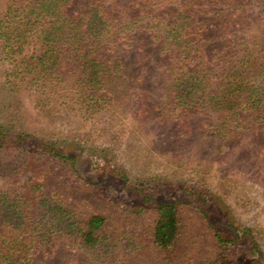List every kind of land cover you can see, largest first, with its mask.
<instances>
[{"label": "trees", "instance_id": "16d2710c", "mask_svg": "<svg viewBox=\"0 0 264 264\" xmlns=\"http://www.w3.org/2000/svg\"><path fill=\"white\" fill-rule=\"evenodd\" d=\"M244 4L245 0H5L0 40L8 54L20 56L21 64L15 67H22L23 81L49 87L46 96L55 94L50 87H78L87 90L93 111L101 105L98 87L106 93V87H171L169 105L161 110L177 119L175 129L204 135L214 133L213 125L223 136L221 142L231 141L264 126V23L261 18L254 25L247 23ZM33 40L40 43L39 52L21 57ZM77 94L75 102L82 105L83 93ZM9 135L0 129L1 139ZM28 139L21 134L13 143ZM46 143L27 142L18 150L27 156L47 155L48 166L61 172L51 178L55 188L38 191L41 178L33 176L36 183L28 185L25 198L16 191L0 192V264H117L114 251L102 261L106 217L67 204L63 172L73 168L74 160ZM153 212L148 248L162 259L155 264H167L178 252L182 219L173 203L156 204ZM213 238L216 256L210 264H234L229 259L236 256L230 249L233 241L219 234ZM66 252L73 257L69 263L62 258Z\"/></svg>", "mask_w": 264, "mask_h": 264}, {"label": "rangeland", "instance_id": "374dc122", "mask_svg": "<svg viewBox=\"0 0 264 264\" xmlns=\"http://www.w3.org/2000/svg\"><path fill=\"white\" fill-rule=\"evenodd\" d=\"M243 7L247 23L254 25L258 18L264 23V4L245 0ZM39 47L33 40L21 57L35 56ZM18 59L0 40V129L12 133L0 138L1 194L16 191L25 198L28 185L36 183L33 176L41 178L38 191L55 188L51 178L58 171L48 166L47 155L18 150L44 140L74 160L73 168L63 172L67 204L107 219L102 261L110 251L117 264L162 260L148 248V227L156 204L173 203L182 234L178 252L167 264H210L216 256L213 234L233 241L230 249L236 256H229L230 263L264 264V126L224 142L213 125L212 134H186L175 129L177 119L161 110L169 105L171 87H106L107 93L98 87L101 105L92 111L87 90L50 87L55 94L46 96L49 87L29 86L22 67H15L21 64ZM77 92L82 105L75 102ZM21 134L30 139L13 143ZM64 256L65 263L73 259L69 252Z\"/></svg>", "mask_w": 264, "mask_h": 264}]
</instances>
